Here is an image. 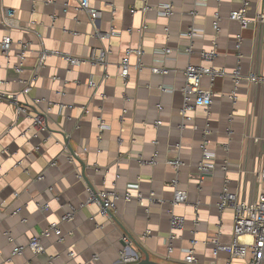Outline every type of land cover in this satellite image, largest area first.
Wrapping results in <instances>:
<instances>
[{
    "label": "crops",
    "instance_id": "1",
    "mask_svg": "<svg viewBox=\"0 0 264 264\" xmlns=\"http://www.w3.org/2000/svg\"><path fill=\"white\" fill-rule=\"evenodd\" d=\"M239 3L89 0L100 11L90 21L77 0H0V39H11L8 56L0 54L2 88L15 93L29 84L28 113L43 116L46 127L34 128L13 105L0 102V264H117L123 235L133 252L142 258L143 250L159 264H184L192 240L196 264H228V254L215 255L210 242L231 241L233 211L218 209L223 186L249 202L264 193L256 177L264 156V87L246 80L236 86L230 76L235 70L264 74V24L256 20L264 0H249L245 28L229 18ZM165 5L169 16L158 10ZM3 9L13 12L18 26L2 24ZM137 47L143 53L128 56L124 80L120 61ZM213 49V60L201 59V51ZM92 51L105 54L104 61L71 66L63 58L87 59ZM187 65L224 73L200 78L212 94L207 109L182 111ZM101 121L105 129L99 131ZM202 145L214 160L212 173L199 181ZM173 181L186 194L184 204L172 205ZM130 186H136L132 198L114 200V220L97 203H86L87 188L121 195ZM71 209L72 218L62 220ZM170 211L184 218V227L167 255ZM52 223L60 235L41 237L42 253L27 249L29 239ZM17 246L22 251L13 254Z\"/></svg>",
    "mask_w": 264,
    "mask_h": 264
},
{
    "label": "built area",
    "instance_id": "2",
    "mask_svg": "<svg viewBox=\"0 0 264 264\" xmlns=\"http://www.w3.org/2000/svg\"><path fill=\"white\" fill-rule=\"evenodd\" d=\"M197 4H202L204 0H194ZM221 1V0H218ZM78 9L85 11L90 21H94L100 17V11L90 7L89 0H77ZM249 6V0H240L239 7L235 11H231L229 18L239 22L242 28H245L249 25L250 21L246 18V10ZM149 7L144 6L141 10H148ZM162 15L169 16L171 13V6L165 5L159 7L158 9ZM133 12V10L131 11ZM215 22L213 27L215 31H218L217 22L219 21V16L217 13L214 14ZM256 20L260 24H264V10L260 11ZM2 24L7 28H12L18 26L17 21L13 17V12L10 9H3L1 14ZM188 37L192 36V31H188ZM239 45L240 38L237 37ZM11 49V39L9 36L5 35L0 39V54L4 57L8 56V53ZM163 53L168 54V49H162ZM190 47L185 49L186 53H190ZM26 53L25 45L21 46L19 51L16 53V57L19 60V64L14 67L16 71H21L22 62L24 60ZM143 53L141 47L137 49H127L125 51V56L120 61V72L119 76L122 79H126L128 75L129 62L128 56L130 54H135L136 56H141ZM217 56L216 51L213 49L211 51H201L200 57L204 61H211ZM64 60L71 66H77L79 64L90 61L92 63H100L105 59V54L102 52L92 51L91 55L87 59H81L78 57H72L68 55H63ZM45 59V54L41 53L38 59V64L42 65ZM153 72H159L157 68L152 69ZM224 74L222 71H214L211 68H204L201 66L195 67L187 65L184 70L185 75V85L181 89L183 96V110L191 109L192 107H201L207 109L211 104V92L204 90L200 86V78L203 75H209L213 78L216 75ZM234 85H238L241 80H246L248 83L253 85H261L264 87V74L256 75L249 74L243 76L238 70L233 71L230 74ZM90 87H94L93 82H89ZM3 81L0 80V102L4 101L13 105L17 114H24L30 120L34 128L38 130H45V123L43 116L35 115L31 116L27 110V104L24 98L28 95L30 91V85L26 84L20 91L11 93L2 88ZM34 103H39L38 100H34ZM158 122L156 123V125ZM99 131L105 129L102 121L98 125ZM201 158L198 163V176L199 181L205 178L212 173L213 169V157L210 156L206 151L204 146L200 147ZM169 164L177 168L179 166L178 161H169ZM224 169V167H223ZM256 177L260 181L264 182V156H262L259 164V168L256 172ZM136 187V186H135ZM135 187H129L121 195L114 192L108 191H93L91 188H87L88 198L86 203H97L99 206L100 213L106 215L107 211L114 209V200L118 197H122L124 200H129L132 198L130 189ZM173 199L172 205H180L186 202V194L184 191L176 189V182H172ZM138 200L141 199L139 194L135 196ZM141 203V201H140ZM225 207H230L233 211L232 217V232H231V241L228 245H218L216 239H211L210 242L216 244V249L214 254L216 255L219 251L225 252L228 254V264H231L234 260H240L243 264H264V193L259 194L255 200L249 202L244 200H239L234 194L230 193L227 189V186L224 185L220 194V199L218 203V209H223ZM71 209L70 212L63 215L62 220L69 221L72 218ZM170 214V232L166 238V252L167 255H170L173 252V241L177 238L176 232L182 230L184 227V218L175 215L173 212ZM50 233H54L56 236L60 235V230L56 223L49 225L47 229L42 231L38 236L31 237L26 245L27 249L32 251L34 254L42 253L43 248L40 244L41 237H48ZM123 248L119 251V259L117 264H133L137 263L141 255L133 252L130 249V239L126 236H122ZM195 241H190V247L184 251L185 255L183 257L184 264H196L195 251H194ZM22 247H15L13 254H20ZM72 256V252H70Z\"/></svg>",
    "mask_w": 264,
    "mask_h": 264
},
{
    "label": "water",
    "instance_id": "3",
    "mask_svg": "<svg viewBox=\"0 0 264 264\" xmlns=\"http://www.w3.org/2000/svg\"><path fill=\"white\" fill-rule=\"evenodd\" d=\"M107 214H108V216L111 219H113V220L115 219L114 216L111 214L110 211H107ZM141 252H142V256L143 257L137 263H133V264H159V263L150 261L149 260V257H148V254L145 251L141 250Z\"/></svg>",
    "mask_w": 264,
    "mask_h": 264
}]
</instances>
